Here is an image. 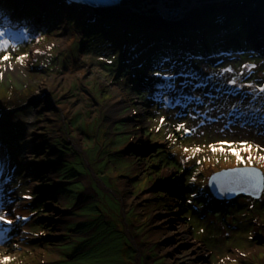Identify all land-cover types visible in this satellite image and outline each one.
<instances>
[{
  "label": "rangeland",
  "instance_id": "374dc122",
  "mask_svg": "<svg viewBox=\"0 0 264 264\" xmlns=\"http://www.w3.org/2000/svg\"><path fill=\"white\" fill-rule=\"evenodd\" d=\"M144 1L27 18L0 5V264H264V192L227 201L209 184L264 170V0L207 4L187 31ZM221 141L254 159L208 147Z\"/></svg>",
  "mask_w": 264,
  "mask_h": 264
},
{
  "label": "bare ground",
  "instance_id": "6f19581e",
  "mask_svg": "<svg viewBox=\"0 0 264 264\" xmlns=\"http://www.w3.org/2000/svg\"><path fill=\"white\" fill-rule=\"evenodd\" d=\"M142 2L144 0H114V2L109 3L106 2V0H89V1H85V0H10V2H4L3 0H0V5L6 6L8 9L10 8L11 11L14 13H18V15H20V17H24L27 18L26 15H29V13H27V9L35 8V5H37V7H39V9L43 8L45 10L51 9L53 10L55 7L57 10H62V11H67L68 9H72L74 11H93V12H98V13H102L103 11H107L111 8L115 9L116 11L119 10H125L126 9V5L127 3H133V4H137L138 2ZM148 1V3H146L145 6H147L148 4H158L159 0H146ZM144 1V2H146ZM219 0H164L165 5L169 8L174 9V13H182L183 16H179L176 20H171V19H167L164 18L163 16H160L161 11L158 9V7H152V8H147L145 10H142L143 12H153L155 14L158 13V19H154L156 21L164 25H167L168 27H172L170 29H183L185 31H187V26H189L187 23L191 24H197V21L199 19H201V14L204 11V8L207 4L210 3H215L218 2ZM229 1H233V0H227V2ZM137 2V3H136ZM143 2V3H144ZM171 3H175V5H172ZM196 3H200V5H197ZM193 6H190V5ZM222 5V4H220ZM256 5V4H255ZM136 6V5H135ZM143 6V4H141L140 8ZM231 9L236 12V13H241L243 14L244 11L240 10L241 6H239V4H236L235 2H232L231 5ZM19 10V12H18ZM113 11V10H112ZM113 11V12H116ZM163 15V14H162ZM179 19V20H178ZM21 20L24 21V19L22 18ZM23 21H19V23H25ZM161 21V22H160ZM262 24V22H260ZM249 31H247L246 33H248ZM246 33L241 34L242 36L239 38L241 40H246ZM203 42V41H202ZM62 43L65 44H70V41L67 40V37H63V41ZM41 50L40 49H34V56H38V54H40ZM32 99L35 100H39V97H34ZM115 108H117L115 106ZM236 129V131H240L243 130V128H241L240 125L238 126H234ZM29 137L32 138V132L29 133ZM32 141V139H30V142ZM233 142V141H231ZM248 166L246 167V164L243 166H240L241 168H248V167H254V168H258L260 169L263 173L264 170L263 168H259V167H255V166H251L249 164H247ZM239 164L236 166H234L235 168H238ZM229 168V167H227ZM230 169H234L233 167ZM221 171L226 170L224 167H222L220 169ZM219 171V170H218ZM217 173V172H215ZM246 177L249 178L250 180V186L252 187L251 192L257 194L259 191V186H255V180L259 179V175L256 173H251L249 171L246 172ZM264 192V188L263 191L261 193V195L259 196L258 199L254 198L253 196H251L252 198L259 200L261 199L262 195ZM243 196V195H240ZM245 196V195H244ZM238 196L232 198V199H225L227 201L230 200H234L236 199ZM25 203V202H24ZM20 205L19 203H17V206L14 208V210H12V212L10 213V209L11 206H8V208L6 207L5 210L7 211L8 214V218L9 220L12 218H17L19 216V214H21L19 212L20 210ZM12 216V217H11ZM25 219V217H24ZM169 237V236H168Z\"/></svg>",
  "mask_w": 264,
  "mask_h": 264
},
{
  "label": "water",
  "instance_id": "95a60500",
  "mask_svg": "<svg viewBox=\"0 0 264 264\" xmlns=\"http://www.w3.org/2000/svg\"><path fill=\"white\" fill-rule=\"evenodd\" d=\"M146 3H148V1L144 2L141 8L134 10L136 12H141L142 10H145L147 8H152L155 6L158 7V9L161 11L160 16H163L164 18L171 19L174 21L179 16H183L182 13H174L175 12L174 9L167 7L165 5L164 0H159L158 4H148L147 6H145ZM196 4L200 5V3H196ZM190 6L193 5L191 4ZM151 13L153 19H156L154 17L159 16L158 13L157 15L153 12ZM24 24L25 23H23V25ZM20 25L22 24L20 23ZM20 25L16 26V28L19 29ZM155 148L157 149V147H154V150H156ZM153 152L154 151L151 150L149 154ZM247 171L259 175V179L254 181L255 186H259V191L257 194L251 192L252 187L250 186L251 184L249 183L250 180L248 177H246ZM210 187L212 192L218 199H222V200L232 199L238 195L253 196L254 198L258 199L264 188V173L260 169L254 167H248L244 169L243 168L226 169L218 173H214L211 176Z\"/></svg>",
  "mask_w": 264,
  "mask_h": 264
},
{
  "label": "snow or ice",
  "instance_id": "6c2138e0",
  "mask_svg": "<svg viewBox=\"0 0 264 264\" xmlns=\"http://www.w3.org/2000/svg\"><path fill=\"white\" fill-rule=\"evenodd\" d=\"M4 35H5V33L3 31H0V37H3ZM8 47H9V41L7 39H5L2 42H0V52H5ZM3 59L4 60H10L11 56L8 55V54H5L3 56ZM17 59L21 63H23L25 57L21 56V57H18ZM225 71H231V69H225ZM155 75L161 76L162 73L160 71H157L155 73ZM165 79L172 80L173 77L166 76ZM230 82L232 84L236 83V81L234 79L231 80ZM168 87H173V85L169 84ZM260 91L264 92V88H261ZM161 123H163V120L161 121ZM184 128H185L184 125H179L178 126V130L179 129H184ZM208 147H210L213 152H217V151H219L221 153H224L226 151L227 152H231L233 155L236 156L238 163L244 162V159H245L243 156H241V152H245V153L248 154V156H247V161L248 162H251L254 159V157L252 156V150H253L254 146L252 144H249L248 142H241V144L234 146L233 144L228 143L226 141H221L219 143V146H217V145H209ZM255 148H256L257 152H264V147H261L260 145H256ZM185 151L187 152V151H189V149H185ZM191 151L199 152V151H201V149L196 148V149H193ZM255 159H259L260 161L264 162V155H259V156L255 157ZM247 166L248 165L246 163V167ZM4 219H5L4 216L0 215V221H4ZM6 223L11 224L12 221L11 220H7ZM10 259H11L10 257H6L5 258V264H8V261Z\"/></svg>",
  "mask_w": 264,
  "mask_h": 264
}]
</instances>
